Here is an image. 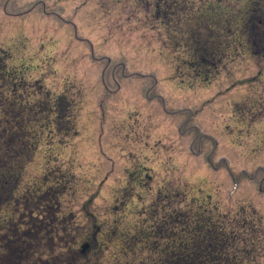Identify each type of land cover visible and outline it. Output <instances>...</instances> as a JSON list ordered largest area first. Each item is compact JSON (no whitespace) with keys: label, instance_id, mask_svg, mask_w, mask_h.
I'll use <instances>...</instances> for the list:
<instances>
[{"label":"rangeland","instance_id":"1","mask_svg":"<svg viewBox=\"0 0 264 264\" xmlns=\"http://www.w3.org/2000/svg\"><path fill=\"white\" fill-rule=\"evenodd\" d=\"M141 4L0 0V56L10 55L9 71L30 84L19 101L60 96L69 103L67 120L41 145L27 183L64 191L55 183L69 176L76 191L61 195L62 215L73 212L71 228L82 234L93 208L105 222L103 241L110 220L133 232L164 190L217 204L245 218V229L254 223L264 264V60L227 43L225 9L222 19L210 10L212 18L179 26L151 17ZM198 44L207 45L205 57L215 66L195 65ZM10 81H1L7 95L15 93ZM88 199L94 204L86 212ZM32 245L56 264L76 252L60 239ZM119 248L114 242L105 258Z\"/></svg>","mask_w":264,"mask_h":264},{"label":"trees","instance_id":"2","mask_svg":"<svg viewBox=\"0 0 264 264\" xmlns=\"http://www.w3.org/2000/svg\"><path fill=\"white\" fill-rule=\"evenodd\" d=\"M129 1L143 2L141 5L151 17L165 24L176 21L174 24L179 26L200 23L205 17L215 16L207 15L208 11L221 13L225 9L227 43L245 45L259 60H264V0ZM220 16L222 19L223 14ZM206 49V44L195 47L197 67L215 66L213 59L205 57ZM10 57L0 56V264H56L55 256L44 257L32 245L45 238L66 241L69 245L65 250L76 251L62 257L64 264H259L252 236L254 223H247L245 229V218L231 217L217 204L188 200L186 195L178 197L169 190H164L163 199L154 195L133 232L122 230L117 220H110L106 223L111 227L107 232L109 239L101 240L105 222L93 208L86 215L85 231L81 234L72 230L74 221L68 216L73 212L62 215L61 195L76 191L75 182L64 176L55 183L64 191L53 188L49 192L33 189L27 183L29 166L41 145L46 140L51 143V133L59 129V123L63 125L67 120L69 103L60 96L53 101L39 97L34 105L21 103V90L30 91V84L22 78L17 81L19 76L15 78L9 71L6 60ZM8 79L15 90L9 95L1 89V81ZM53 110L57 118L49 119ZM46 131L49 138L45 137ZM89 200L88 206L83 205L86 212L94 204ZM67 218L69 227L57 230L58 222ZM114 242H119L120 248L108 260L105 257Z\"/></svg>","mask_w":264,"mask_h":264}]
</instances>
